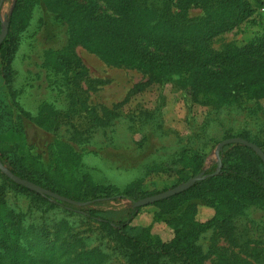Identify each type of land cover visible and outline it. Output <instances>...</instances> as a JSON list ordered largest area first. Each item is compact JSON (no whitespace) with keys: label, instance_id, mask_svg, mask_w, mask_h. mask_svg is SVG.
<instances>
[{"label":"rangeland","instance_id":"obj_1","mask_svg":"<svg viewBox=\"0 0 264 264\" xmlns=\"http://www.w3.org/2000/svg\"><path fill=\"white\" fill-rule=\"evenodd\" d=\"M1 2L0 35L6 23L10 26L17 0ZM252 5L253 12L245 20L213 38V49H224L230 42L246 48L264 45V0ZM35 27L33 22L32 28L23 34L8 77L0 76V104L7 106L4 114H9L3 120L5 116L0 111V123L14 127L0 134V145L17 147L18 152L28 155L30 166L40 167L39 161L46 163L54 154L58 155L67 174L60 175L47 189L80 202L100 199L88 208L114 219L127 218L129 209L137 207L139 212L131 224L149 229L150 234L166 242L174 238L175 230L155 218L153 205H135L145 197L136 202L128 198L109 199L115 194L109 187L123 191L139 185L155 193L176 187L201 172H205L206 179L210 175L206 170L218 165L219 158L222 160L217 154L218 145L228 138L250 139L264 151L263 135L228 134L214 147L207 148L203 169L195 175L190 173L185 181L180 182L181 174L175 170L150 169L153 162L175 153L179 139H186L205 121L209 107L194 100L192 88L174 83L135 89L137 83L147 79L142 72L108 64L86 45L75 48L79 61L74 63L70 55L66 62L61 61L56 50L68 42V37L60 39V43L47 40L40 33L31 37ZM70 76L72 84H66ZM25 89L28 91L24 93ZM258 102L264 105V97ZM38 103L44 106L42 113L37 109ZM147 139L145 152L133 149ZM75 170L80 171L75 174L78 180H74ZM216 170L211 176L219 174ZM0 171V190L8 205L20 213L18 224L24 233V244L35 248L39 256H58L65 264L132 263L124 247L119 246L122 242H117L107 226L85 217L78 209L82 205L25 192L6 180ZM37 177L49 184L41 174ZM103 190L110 194H102ZM246 211L233 216L227 227H210L198 236L196 244L205 256L204 264H263L258 259V253L264 250V228L257 221L261 212ZM214 215L215 209L210 206L197 207L196 218L200 222Z\"/></svg>","mask_w":264,"mask_h":264},{"label":"trees","instance_id":"obj_2","mask_svg":"<svg viewBox=\"0 0 264 264\" xmlns=\"http://www.w3.org/2000/svg\"><path fill=\"white\" fill-rule=\"evenodd\" d=\"M257 1L260 0H17L9 31L0 45V76L8 77L23 34L34 22L36 27L31 37L40 33L45 39L58 43L68 37V42L56 50L61 61L66 62L68 55L74 58V63L79 61L75 48L82 44L108 64L142 72L147 79L137 83L135 89L166 83L192 88L194 100L209 107L205 121L186 139H179L173 155L149 166L150 169L175 170L181 174L182 182L190 173L195 175L203 169L207 148L214 147L226 135H263L264 139V105L258 102L264 97V45L246 48L230 42L221 50L211 45L216 35L245 20L253 12V2ZM197 9L200 11L195 12ZM69 83L72 84L71 76L69 82L66 81ZM26 84L34 86V83ZM26 91L28 89L24 93ZM36 106L39 112L45 111L41 103ZM52 106L55 107L50 104ZM5 108L7 106L0 104L1 113L4 114ZM8 115L6 111L3 120ZM27 116L31 117L29 113ZM13 128L2 121L0 134ZM148 144L147 139L133 149L145 152ZM220 156L219 174L211 176L218 166L216 163L206 170V174H210L206 179L151 204L156 209L155 218L174 228L175 236L171 241H162L150 234L149 229L132 225V219L139 212L137 207L130 208L125 219L107 217L88 208L100 199L78 209L88 219L109 228L117 242H122L119 246L124 247L131 264H204L205 256L196 244L204 230L227 227L233 216L246 210L261 212L257 221L264 228V162L252 148L243 144L226 145ZM0 159L17 176L49 189L60 175L67 174L55 154L46 163L39 161L40 167L30 166L28 155L18 152L17 147L0 145ZM179 164L181 169L176 168ZM77 171L73 173L74 180H78ZM39 174L49 184L40 181ZM2 175L17 188L41 196L6 174ZM109 188L115 191L109 199L128 198L133 202L160 192L151 193L139 185L123 191ZM101 193L110 194L107 190ZM200 205L214 208L213 218L206 222L197 220ZM19 218L20 213L8 205L1 189L0 264H65L58 256L41 257L35 248L26 246ZM258 259L264 264V250L258 253Z\"/></svg>","mask_w":264,"mask_h":264},{"label":"water","instance_id":"obj_3","mask_svg":"<svg viewBox=\"0 0 264 264\" xmlns=\"http://www.w3.org/2000/svg\"><path fill=\"white\" fill-rule=\"evenodd\" d=\"M2 2H3V0H2ZM8 31H9V23H6L4 30L2 31V33L0 35V45L2 44L3 40L5 39ZM229 143H240V144H243V145H246V146L252 148L258 154V156L262 159V161L264 162V151L257 144H255L254 142H251V141L243 139V138H228V139L222 141L217 147V154L219 155L222 147L224 145H226V144H229ZM221 166H222V160L219 158L218 159V169L216 170L215 173H219L220 172ZM0 170H2L10 179L15 181L16 183H18V184H20L22 186H25V187H27V188H29V189L41 194V195L50 196V197H52V198H54L56 200L66 201V202L73 203V204H78V205H83V204L86 203V202H80V201L73 200V199H71V198H69L67 196H64V195H61V194H59L57 192L49 190V189H47V188H45V187H43V186L31 181V180L24 179V178H21V177L17 176L16 174H14L11 170H9L3 164L1 159H0ZM205 177H206L205 172H201V173L191 177L186 182H184V183H182V184H180V185H178L176 187H173V188L168 189L166 191H163V192H160V193L145 197V198L137 201L135 203V205L136 206H144V205L152 204V203L160 201L162 199L171 197L173 195H176L178 193H181V192L189 189L197 181L202 180Z\"/></svg>","mask_w":264,"mask_h":264}]
</instances>
